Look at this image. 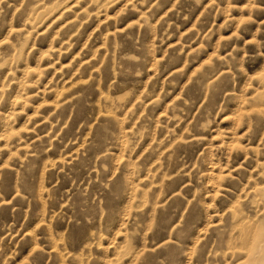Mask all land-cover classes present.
Returning a JSON list of instances; mask_svg holds the SVG:
<instances>
[{
	"label": "rangeland",
	"instance_id": "rangeland-1",
	"mask_svg": "<svg viewBox=\"0 0 264 264\" xmlns=\"http://www.w3.org/2000/svg\"><path fill=\"white\" fill-rule=\"evenodd\" d=\"M0 264H264V0H0Z\"/></svg>",
	"mask_w": 264,
	"mask_h": 264
}]
</instances>
